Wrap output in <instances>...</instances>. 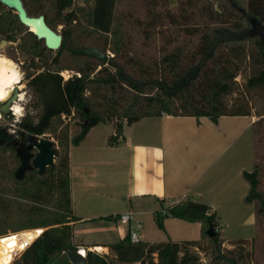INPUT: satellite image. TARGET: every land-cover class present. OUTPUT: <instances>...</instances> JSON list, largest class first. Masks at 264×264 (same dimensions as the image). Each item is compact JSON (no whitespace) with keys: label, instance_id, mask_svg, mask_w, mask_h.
<instances>
[{"label":"trees","instance_id":"16d2710c","mask_svg":"<svg viewBox=\"0 0 264 264\" xmlns=\"http://www.w3.org/2000/svg\"><path fill=\"white\" fill-rule=\"evenodd\" d=\"M91 1L90 27L102 34H115L119 19L117 0ZM157 1L142 2L150 10L156 8ZM191 1L195 2L197 9L191 15L170 11L162 14L161 9L152 13L150 10L151 22L157 21L159 29L166 20L169 24L182 26L183 35L164 48L158 57L146 60L126 55L121 50V43H108L107 40L84 43L80 30L72 24L78 18L71 8L72 0H22L29 15H43L53 30L58 22L64 26L61 44L53 58L52 49L47 48L43 39H38L32 31L27 33L31 38H22L21 50L30 55L31 66L43 69L31 74L27 81L37 96V119L23 116L18 122L16 135L39 136L50 127L53 118L73 113V119L80 126L79 132L71 138L73 145L80 143L89 129L99 122H114V134L108 137V143L113 144L122 138L124 124L144 116L163 113L207 116L215 122L221 115L251 114L246 95L264 100V35L259 31L251 32L256 25L264 26V0H203L199 4ZM6 14H0V32L13 39L12 32L24 25L16 13L14 19ZM196 16L198 22H186ZM178 19L183 22L179 23ZM68 41L76 46L97 47L104 53L108 47L114 54L108 56L106 63L94 57L75 55L67 49ZM35 57L41 66L33 62ZM243 64L247 70L241 96L228 105L226 97L235 92V77ZM62 69H73L74 73L63 80L59 74ZM115 107L118 108L116 111ZM1 115L9 116L2 112ZM0 138L4 139L1 146L10 144L18 157L14 143L17 139L4 127H0ZM63 167L65 173L62 177H53L50 167V176L42 174L36 181L38 191L31 195H38L41 188L47 191L59 189L63 209L60 206L59 212L39 218L29 226L49 227L33 229L26 234L27 243L32 242L22 252L21 264H73L64 251L73 246L70 222L78 220L70 207L68 156ZM14 172L10 175L16 182L25 181L17 179ZM259 172L257 164L252 170L242 172L249 187L244 202L253 203L255 216L264 218V190L258 188ZM209 210L205 203L185 200L163 212H156L155 222L160 228L167 216L200 222L201 236L206 237L210 245L207 264H248L241 251L222 249L223 238L216 230L215 213ZM209 224L215 230L212 236L206 232ZM193 246L194 241L131 243L129 236L125 235L110 245L111 255L88 250L85 260L86 264H204Z\"/></svg>","mask_w":264,"mask_h":264},{"label":"crops","instance_id":"0c3cea01","mask_svg":"<svg viewBox=\"0 0 264 264\" xmlns=\"http://www.w3.org/2000/svg\"><path fill=\"white\" fill-rule=\"evenodd\" d=\"M253 123L252 114L221 115L214 122L163 113L124 124L113 144L114 122L91 127L68 147L70 207L78 217L70 222L72 243L91 250L100 245L111 255L110 245L128 232L119 215L131 211L130 223L141 225L140 242L194 241L199 249L200 222L167 216L160 228L155 214L191 200L207 204L220 223L218 209L230 198L244 202L249 187L242 172L254 166Z\"/></svg>","mask_w":264,"mask_h":264},{"label":"rangeland","instance_id":"374dc122","mask_svg":"<svg viewBox=\"0 0 264 264\" xmlns=\"http://www.w3.org/2000/svg\"><path fill=\"white\" fill-rule=\"evenodd\" d=\"M142 1L117 0L116 11L119 19L115 25L117 27L115 34H102L94 31L90 27L88 24V16L92 4L88 0H72L71 8L75 10L78 16L77 20L72 21V24L77 27V30H80L84 43H103L104 40H107L108 43L117 42L121 43V50L126 55H132L133 57H140L146 60L154 59L161 54L164 48L171 45V43H175V40L183 34L181 31L182 26L169 24L166 20L160 26L162 30V33H160L157 21L151 22L150 12L153 11L152 13H155L161 9L162 14L165 11H170L172 14L184 13L185 15H191L192 13H196L197 9L194 4L195 2L191 0H162L163 2L158 0L156 8L150 9L152 10L150 11ZM195 1L198 4L203 2V0ZM1 13H7V17L15 18V12L0 3ZM178 21L179 23L183 22L179 19ZM186 22L190 24L192 22H198V18L197 16L195 19L192 17ZM63 26L64 24L61 22L56 23L55 31L61 33ZM28 30V28L23 26L19 30L13 31V39L7 38V35L0 32V56L10 58L15 62L22 76L20 92L23 93L24 98L22 101L23 108L21 115H13L9 111V116L1 115L0 117V127H4L8 133L17 139L14 142L17 145L16 147L24 141L29 142L27 139L29 135L26 134L23 137L16 135L19 129L18 122L21 121L23 116H28L36 120L39 113V107L36 104L37 96L32 92L27 81L31 74L37 73L43 67L37 69L32 67L30 55L21 50L22 38L24 36L30 37L27 35ZM56 51L57 49L52 50L51 58L56 55ZM105 53L108 56H113L114 54L108 47ZM33 62L38 63L39 66L42 65L37 57L34 58ZM246 70L245 65H241L240 72L235 77L237 88L233 94L226 97L228 105L235 103L240 98L242 91L241 85ZM73 73V69H62L59 72L63 80ZM17 92L19 93L18 90ZM246 98L251 114L254 116L252 129L253 160L254 165L257 164L260 168L258 188L264 190V100L261 97L250 94H247ZM117 109L116 107L114 108L115 111ZM72 114L60 115L59 117L53 118L50 127L39 135L40 137L45 134L47 138L53 141L55 147L54 162L43 173H38L37 169L31 170V173L26 171L22 178L25 181L22 183L16 182L10 175V172L15 171L19 165V159L15 156L14 150H12L10 144L0 145V235L18 232L28 234L33 229L44 230L49 226H29L39 218L51 217V215H54L53 213L63 209L59 189L47 191L46 188H41V192L39 191L38 195L33 197L31 194H35L38 191L36 181L40 175L45 174L46 176H50L48 172L50 171V167L52 168L53 173L51 175L53 177L60 178L64 175V159L68 156V147L72 144L71 138L80 130V126L76 124ZM96 127L101 130L103 128V122H99ZM29 151L34 153L36 149L32 148ZM60 206L61 209H59ZM218 212L221 216V222L218 223L216 221V230L219 231L223 238L221 244L222 249L241 251L248 264H264V218L255 216L254 204L245 203L233 197L228 200L225 207L219 208ZM249 212H252L250 219L248 217ZM200 243L199 249L195 250H197L200 261L207 264L210 252L209 241L206 237H202ZM24 250L19 251L9 264H21L23 262L21 254Z\"/></svg>","mask_w":264,"mask_h":264},{"label":"water","instance_id":"95a60500","mask_svg":"<svg viewBox=\"0 0 264 264\" xmlns=\"http://www.w3.org/2000/svg\"><path fill=\"white\" fill-rule=\"evenodd\" d=\"M0 3L13 9L18 16L19 21L32 31L38 39H43L47 48L52 50L59 48L62 41V35L47 25L43 15H29L23 6L22 0H0ZM258 31L264 35V26L256 25L251 30V32ZM67 49L75 55L94 57L104 63L108 60V55L97 47L76 46L72 42L68 41ZM16 96L17 89L14 90L11 98L0 102V112L8 113L10 102L14 100ZM28 138L29 142L27 147L24 149L21 148V145L16 147L19 165L16 168L14 175L17 179H22L26 171H31L33 169H37L38 173H43L46 168L51 166L54 162L55 147L50 138H47L45 134L40 137L37 135H29ZM3 142L4 139L0 138V145ZM32 148L36 149L34 153L29 151ZM206 232L208 236H212L214 234L215 230L211 224H209ZM64 251L71 263L86 264L85 258L76 251L75 246L66 247Z\"/></svg>","mask_w":264,"mask_h":264},{"label":"bare ground","instance_id":"6f19581e","mask_svg":"<svg viewBox=\"0 0 264 264\" xmlns=\"http://www.w3.org/2000/svg\"><path fill=\"white\" fill-rule=\"evenodd\" d=\"M21 87L22 76L18 65L10 58L0 56V102L11 98L14 90ZM18 91L19 93L12 102L10 110L14 111L16 115H21L24 97L23 93L20 90ZM25 243H27L26 234L21 232L0 235V264H9L14 256L25 248ZM92 249L100 252L106 251V248L100 245L93 246Z\"/></svg>","mask_w":264,"mask_h":264},{"label":"built area","instance_id":"2783aa9c","mask_svg":"<svg viewBox=\"0 0 264 264\" xmlns=\"http://www.w3.org/2000/svg\"><path fill=\"white\" fill-rule=\"evenodd\" d=\"M12 107V103L9 105V111L13 114V115H16L14 113V111H11ZM63 116V115H62ZM134 219V213L131 212V211H128V212H125V213H122L119 215V221L121 223H125V224H128V232H127V235L129 236V239L131 241V243H139L140 242V228H141V225L140 223L138 222H135V223H130V221H132ZM32 242V241H31ZM31 242H29L28 244L25 243V248L26 249L30 244ZM76 247V251L82 256V257H86V253L88 250H91L89 248H86V247H83V246H75ZM23 249V250H24ZM22 251V250H21ZM91 251H94L96 253H99V254H103L102 252L100 251H96V250H91Z\"/></svg>","mask_w":264,"mask_h":264},{"label":"flooded vegetation","instance_id":"af4514ba","mask_svg":"<svg viewBox=\"0 0 264 264\" xmlns=\"http://www.w3.org/2000/svg\"><path fill=\"white\" fill-rule=\"evenodd\" d=\"M38 58V57H37ZM17 89V88H16ZM21 88L17 89V90H20ZM18 93V92H17ZM29 140V138H27ZM26 140V139H25ZM27 144H28V141H24L21 145V148L24 149L25 147H27ZM19 145V146H20Z\"/></svg>","mask_w":264,"mask_h":264},{"label":"snow or ice","instance_id":"6c2138e0","mask_svg":"<svg viewBox=\"0 0 264 264\" xmlns=\"http://www.w3.org/2000/svg\"><path fill=\"white\" fill-rule=\"evenodd\" d=\"M14 239V238H13Z\"/></svg>","mask_w":264,"mask_h":264}]
</instances>
